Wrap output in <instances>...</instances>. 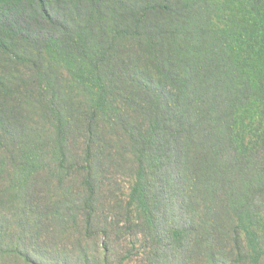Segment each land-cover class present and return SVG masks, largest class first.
Wrapping results in <instances>:
<instances>
[{
	"label": "trees",
	"instance_id": "1",
	"mask_svg": "<svg viewBox=\"0 0 264 264\" xmlns=\"http://www.w3.org/2000/svg\"><path fill=\"white\" fill-rule=\"evenodd\" d=\"M103 2L0 0V264H264V0L220 36L162 0L147 10L169 33L145 14L114 60L74 50ZM53 63L89 104L62 108Z\"/></svg>",
	"mask_w": 264,
	"mask_h": 264
},
{
	"label": "rangeland",
	"instance_id": "2",
	"mask_svg": "<svg viewBox=\"0 0 264 264\" xmlns=\"http://www.w3.org/2000/svg\"><path fill=\"white\" fill-rule=\"evenodd\" d=\"M171 1H172V4L176 5L178 8L182 7L184 9H188V12H186L185 10H183L182 12L183 17L185 18L186 21L185 23H183V25L179 26V28H183L184 31L185 29H188L189 31L194 32V29H197L201 27L202 25H207V26L209 25L210 27L212 25L213 27L211 28L214 30V32L218 34V36H220L218 32H222L225 34L228 31V25L231 21V17L233 15L235 17V12H239L237 16L238 19H241L243 17L244 12H245V15H254L256 13L254 10H252V7L245 4V0H171ZM161 3H162V0H113V1L104 0L102 7L99 4V6L95 8L94 10V15H92V18H93L92 25H93L95 32L93 30L90 31L84 27L85 32L91 34V37H89L91 39L87 43L86 42L83 43L82 47H81V44L76 46L74 50L80 51L83 47L87 46V49H90V48L91 49L86 52L95 51L96 55L99 56L105 52L109 53L108 45L112 44L113 48L110 49L111 50L110 54L109 55L106 54V56L109 57L108 58L109 60H112V59L114 60L116 58L119 59L122 56L121 53H116L117 51L120 50L119 44L126 45L127 47L126 49H129L134 44L132 43L133 38H129L130 35L126 36L127 38H125V35H127L128 33L124 32L122 29L127 30L126 28H128L129 32L133 31V32L139 33L142 36L144 35L147 38V34H146L147 28L145 29L139 28L141 25L138 23L139 17H142L145 14L146 15L148 14V17L153 18V20H151L153 23H155L154 22L155 20H158L157 21L158 23L164 25L162 27V30L164 32L169 33V30L172 28L170 27L171 25H166L163 22V20H161L160 17L157 14H155V12L147 10L152 5L161 4ZM87 5H88V1H86L85 3V8L87 7ZM233 20H235V18ZM150 23L151 22L149 21L148 24ZM80 26H81V21H80ZM116 32L117 33L121 32L124 34L120 36ZM230 33H234V32H230ZM179 35L180 33H178V35L176 34L174 38H176ZM243 35L244 33L240 32L238 35L233 36V39L234 40L239 39V43L242 45L244 43V40L240 39V37ZM112 36L117 37L118 40L111 41ZM183 37H184V34H183ZM203 39H206V38H203ZM220 41H216V44L219 43ZM98 42H99V45L97 47H92V45ZM165 42L166 44L168 42H170V44L172 43L176 44L178 43V40H175L171 38V36H168L167 38H165ZM89 44H91V46ZM27 47L30 52L34 53L38 46L27 45ZM92 59L93 58L88 60V63L91 62L92 64ZM51 68H52L51 69L52 72H55V73L52 76H50L49 80H44V86L48 87L49 84L52 83V81L55 79V76H56V83H57V80H60L61 78V82L63 85L61 88V92H60L61 98H57L56 101L59 102L63 106L62 108L71 107L73 105L74 107L73 110H74L77 104L76 101L78 100H81L85 102L86 104H89V101L86 98L88 93L86 92L82 93V90L79 87H74V88L72 87V85L76 84L75 82L76 74H79L74 64H71V66H69V73L65 72V70H62V68L60 67L57 68L56 64L54 63L52 64ZM55 69H57V71H55ZM66 85H70V89ZM50 91L53 92V90H50ZM62 97H64L65 99L72 98L74 103L67 104L66 101L62 99ZM79 97L81 99H79ZM47 99L49 100V98ZM67 109L68 108H65L66 111ZM44 116H45L44 111L40 109L39 115L34 117V119L32 118L31 120L28 121V123H30L34 128L38 127L37 134L39 133V139H38L39 142L48 141L46 140L43 134L44 133L48 134L45 132L46 128H49V129L51 128L50 121L47 120V118L44 119L43 118ZM36 122H38L39 125H37ZM39 126L42 128H40ZM236 127H238V125ZM239 133H240L239 131H236L235 133L236 135H233V138L235 140L238 139ZM243 140L246 141L245 136H243ZM125 177L126 175L123 172L121 176L112 175L110 178V181H112L113 183L114 181L117 182L111 186V190H115V195L116 196L120 195L119 198H122L121 194L127 195L130 190L129 179ZM81 182H82V179L80 177H74L73 179H71L70 177V180L67 179V182L63 190L59 188L55 190L54 197L55 198L59 196L65 197V195L70 193L71 187H73L74 185L78 186V184H80ZM117 185H119L118 188H117ZM120 186L123 189L120 190ZM53 191L51 192L52 194H53Z\"/></svg>",
	"mask_w": 264,
	"mask_h": 264
}]
</instances>
